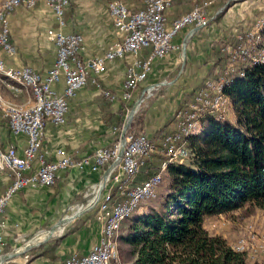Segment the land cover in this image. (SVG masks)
Listing matches in <instances>:
<instances>
[{"label":"crops","instance_id":"obj_1","mask_svg":"<svg viewBox=\"0 0 264 264\" xmlns=\"http://www.w3.org/2000/svg\"><path fill=\"white\" fill-rule=\"evenodd\" d=\"M141 5L142 3H138L136 7L130 9H136ZM197 5L203 6L205 15L209 16L215 3L210 0H171L164 9L165 24L168 25L174 16L182 12L185 14ZM241 9L240 3L233 1L224 8L218 18L208 21L190 33L185 41L186 63L180 74L175 72L172 76L180 65L183 37L194 26L193 24L182 26L171 37L173 47L162 56L150 60V56H147L150 50L148 46L138 49L137 58L143 61L150 60L145 76L139 83L140 90L148 84L157 82L162 84L154 99L144 105L143 131L147 135L150 136L165 124L166 129L174 128L173 113L179 100L188 89L198 86L208 76L210 64L206 59L211 43L218 38H231L249 26L247 20L241 18L244 13ZM6 17L8 38L14 45V51L6 52L0 49V59L4 64L3 74H0V97L8 103L12 102L6 101L2 96L29 103L31 102L29 95L33 99L32 91L29 88H20L19 91L16 90L18 93L10 91L11 88L6 82L15 81L7 74L16 73L19 71L17 66L21 65H28L40 73L51 66L55 57V45L47 38L46 31L56 25L54 14L43 0H36L32 5L14 6L7 12ZM62 17L64 19L62 31L78 32L82 35V56L100 55L110 43L120 37V33L111 23L104 0H67ZM130 61V53L124 52L121 57L105 61L103 68L95 76L100 87L107 88L115 94L114 99L104 101L99 86L91 80L90 75L73 95L67 97L64 122L60 124L47 122L44 126L39 149L45 151V159L54 158L56 148H62L74 155H83L98 146L112 143L114 139L112 126L121 106L127 103L121 96V84L125 68ZM166 77L169 79L164 81ZM159 79H162L161 82ZM52 87L60 92L63 87L62 78L54 81ZM25 140L24 133H13L9 129L6 118L0 112L1 147L12 146L17 154H21ZM36 165L37 161L33 158L31 168H35ZM101 174V169L70 166L58 170L53 183L26 185L15 190L0 213L3 223L0 264H62L66 256L71 254L79 256L92 243L98 241L103 217H97V208L90 207L62 222L46 240L18 252L30 236L34 235L32 240L41 239L46 234V229L56 223L68 207H78L84 198L83 191L94 187ZM141 175L135 174L129 180H126L125 176V183L122 177L119 182H109L108 185L111 183L117 185L115 198L109 202L108 199L102 200L99 208H106L107 202L110 205L118 196L122 197L124 186L138 182L142 179ZM9 181V171L0 170V192ZM107 186L103 191L107 190ZM222 215L223 213H217L205 217L203 225L209 233L218 234L227 240L231 234L229 231L225 232L221 228L211 231L209 227L213 218ZM43 249L46 251H42ZM31 251L36 254L29 256ZM133 258L134 254L129 259L124 258L121 264H129ZM256 260L264 264V253Z\"/></svg>","mask_w":264,"mask_h":264},{"label":"trees","instance_id":"obj_2","mask_svg":"<svg viewBox=\"0 0 264 264\" xmlns=\"http://www.w3.org/2000/svg\"><path fill=\"white\" fill-rule=\"evenodd\" d=\"M233 1L229 0L213 18ZM259 30L264 35V25ZM235 41L236 35L213 41L207 58V75L216 77L214 80L223 76L221 90L233 120H225L223 114L204 107L188 134L189 124H180L179 141L183 138L188 144L190 162H169L154 196L140 201L142 208L138 203L119 223V249L134 254L129 264H263L233 250L222 236L209 233L203 225L205 217L239 206H244L243 213L254 208L264 210V61L245 64L238 60L227 69L230 57L221 46ZM194 90L184 93L176 106L183 118L192 112ZM130 104L121 106L116 127H120ZM143 116L144 107L138 108L125 134L143 132ZM171 130L165 124L147 136L161 141ZM165 159L161 152L141 157L129 179L142 174L141 182L149 180ZM116 188L112 183L107 186L104 193H108V201ZM35 254L31 251L29 256Z\"/></svg>","mask_w":264,"mask_h":264},{"label":"built area","instance_id":"obj_3","mask_svg":"<svg viewBox=\"0 0 264 264\" xmlns=\"http://www.w3.org/2000/svg\"><path fill=\"white\" fill-rule=\"evenodd\" d=\"M36 0H11L8 2L6 13L0 17V49L6 52H13L14 45L8 38V26L6 14L18 4L32 5ZM53 11L55 26L47 29L46 36L55 45V57L50 67L45 72L40 73L28 65L17 66L19 71L32 79L36 84L39 94V103L35 108L14 112L7 107H0L1 114L6 118L9 129L13 133H24L25 144L21 154H17L14 147H1L0 145V170L7 169L10 174V181L0 192V213L10 195L26 185L50 184L53 183L60 169L70 166H87L89 169H101L109 166L106 182L120 181L123 178L125 183V171L130 170L131 160L141 162V152L150 151L166 153V147H174L180 130L174 127L164 136L163 141L150 139L145 133L130 132L125 135L123 151L117 162L113 163L117 153L118 142L110 145L98 146L88 154L74 155L64 151L62 148L55 149V157L45 159L44 150L39 149L42 140L44 126L47 122L53 124L63 123L67 106V97L73 95L77 88L84 84L88 75L97 85L96 74L103 68L104 62L116 57H121L124 52L131 55V61L127 64L122 80L121 96L128 98L131 90L143 79L149 64H143V59H139L136 53L139 48L148 46L150 48L147 56L150 60L153 57L162 56L173 47L171 37L184 25H200L206 21L205 8L194 10L191 14L184 12L174 16L168 25L164 21V8L170 4L171 0H142V5L136 9H130L122 0H107L106 7L110 20L115 29L120 33V38L110 43L106 49L97 56L85 57L81 55L82 36L78 32L62 31L64 23L62 17L67 0H43ZM122 14H129L130 24L120 25ZM264 21V17L256 19L254 26ZM236 34L234 43L226 42L221 46V50L228 57H235L239 60L243 54L249 52V42L251 40V29ZM260 47V46H259ZM0 64L3 61L0 59ZM62 78L63 87L60 92L52 87V83ZM101 93L108 99H113L112 93L101 90ZM213 100V106L218 101L211 98V91L203 89L201 99ZM184 111V108H183ZM181 117L179 121H181ZM187 154V151H185ZM35 158L37 165L31 168V160ZM175 159V154H174ZM173 159V160H174ZM156 173L152 172V179L148 185H141V180L131 185H125L122 190V197L113 201L110 205L107 202L106 208L98 207L97 217H103L101 235L98 241L92 243L88 249L77 256L68 255L62 264H110L109 250L105 248V239L109 236L108 225L113 217V212L120 208L123 197H132L133 188L151 186V182ZM101 178L97 181L100 183ZM97 187V186H95ZM94 187V188H95ZM2 220L0 219V252L2 250ZM231 248L242 251L247 255V246L239 243L236 239L231 243ZM251 258L253 256H250Z\"/></svg>","mask_w":264,"mask_h":264},{"label":"rangeland","instance_id":"obj_4","mask_svg":"<svg viewBox=\"0 0 264 264\" xmlns=\"http://www.w3.org/2000/svg\"><path fill=\"white\" fill-rule=\"evenodd\" d=\"M3 1L4 0H0V7L3 4ZM122 1L125 3V5H127L128 8H134L138 5V3L139 4L142 3V0H122ZM225 1L226 0H221V1L210 0V2H212L213 4L215 3L213 12L209 16H206V21L204 23L200 24V26L205 25L208 21L215 20L216 18L219 17L221 13L216 18H213L214 15L222 9ZM234 1H237L238 3H240V7H242V9H243V10L242 9L241 10H242V12L244 11L243 16L241 18H243V20H247L246 23L249 26L246 29L253 27L257 18H259L261 16L264 17V0H234ZM104 2L106 3L107 0H104ZM196 8H198L200 10L204 9L203 6L197 5L193 9H191V11L196 9ZM262 25H264V22H262L259 26L254 27V30L252 32V41L250 43V52H252L253 54H246L242 58V60H240L241 61L240 63L255 64V63H260V62L264 61V35H262L260 30H259ZM186 55H187V53H186V48L184 45V54H182V52H181V57H180L181 59H179L180 65L177 66V68L174 71V73L172 74V76L175 74V72H178L180 74L184 70L183 66L186 63ZM206 62H209V64H210L209 59H206ZM238 62H239L238 60H235V57H230L229 61L226 64L227 69H232V67H234V65ZM215 78L216 77H214V76L208 75L206 78L203 79V83L201 82V84H199L198 86L193 87V89H195L194 93H193L194 105L192 106V112L190 111L189 113L185 114V118H183V115H184L183 113L177 112L178 109H176V108L174 109V111L176 112L175 114L173 113V120L175 122L174 127L176 124V127H178V129H179V119H180L181 114H182V120L180 121V124L185 123L186 126H188V124L191 125V127H189L187 129V134H188L189 131L193 128L194 122H196V119H197V123H198V114L200 115L202 112V110L200 108H204V107L214 109V110L218 111V113L220 115L223 114L225 120H231V121L233 120V116H232L230 107L228 105L227 98L223 95L222 90H221L222 89V83H223V76L218 77L217 80H214ZM168 79L169 78L166 77L163 80L166 81ZM95 80L97 81L96 77H95ZM161 80L162 79H159L158 81L161 82ZM139 83L131 90L130 96L128 98L122 97L127 103L131 101V104H132L133 101L135 100V98L137 97L138 93L140 92ZM161 85L162 84L159 82L152 83V85H150V87H148L143 92L141 101H139V103L137 104L135 111L138 108L144 107V105L148 101H150L151 99H154V97L159 93ZM96 86H99V82ZM206 86H207V91L212 92V98L220 99V100H218L219 102L217 104H214V106H213V100H205V105H203V102L199 101L201 99V91L203 89H206ZM99 88H100V92H101V90H106V91L112 93V95L114 96L113 99L115 98V94L113 92H111L109 89L104 88V87H100V86H99ZM190 89H188L187 91H189ZM9 90L12 91L13 93H18L17 91H14L12 89H9ZM101 95L103 96L104 101H106V102L110 101L102 93H101ZM2 97L6 101H9V102H12L15 104H19V105H23V106H30L33 103L32 96H30V95H29V98L31 99V102H29V103H27L26 101H17V100H14L13 98H5L4 96H2ZM188 98L189 97H187L186 101L188 100ZM131 104H130V106H131ZM130 106L126 108L125 114L128 111V109L130 108ZM125 114H124V116H125ZM191 114H196V116L195 117L191 116ZM123 120H124V118H123ZM123 120H122V123H123ZM115 123H116V121H115ZM122 123H121L120 127H116L113 124L112 129L114 131V137L116 136V139H113L112 143H114L116 141L118 142V135H119ZM163 139H164V137H163ZM112 143H110V144H112ZM182 143L185 144V148H186V151L188 153L187 157H186V154L185 155L183 154L182 157H175V159L173 158L174 159L173 160V159L169 158L168 156H166V159L161 164V169H160V164H159L158 170H161L160 175H163L165 167L169 162H173V163H177V162L188 163V162H190L191 156H190V153L188 150V144L183 141V138L181 141H178L174 145L179 146ZM110 144H106V145H110ZM102 146H104V145H102ZM148 155H150V154H148ZM141 157H145V156H141ZM136 163H137V161H136ZM165 163H166V165H165ZM156 174H159V173H156ZM129 178L126 177V180H129ZM147 181H148V178L143 180L141 182V184L144 182L142 184V185H144ZM107 183H109V182L104 183V185L100 189V192H99V195L97 198V199H99V203L102 200H107L109 198L108 193H107V195H105V193L103 191L104 187L108 185ZM157 185H158V183L156 184V186L153 187V189L150 193L151 196H149V197L154 196ZM95 186H97V183L94 185V187ZM94 187H90V189L83 191L84 198H83L82 203L80 205H78V207H76V208H75V206L68 207L66 209V212L63 215H69L70 213L75 211L77 208L79 209L82 206H84L86 204L87 200H89L93 196V194L95 193L96 187L95 188ZM101 194H103V195H101ZM124 200L125 199L123 198V202H124ZM242 205H244V204H242ZM142 206L143 205L141 202V203H139L138 208L140 209V208H142ZM91 207L97 208L96 201H95L94 205ZM243 207L244 206H239L237 208L230 210L229 212L223 213V215L221 217L213 218L212 225L209 227H210L211 231H213L214 229H217V228H221L225 232L229 231V233H231V234H229V238L227 240H226V238H224V239L226 240V242L229 244L230 247H231V243L235 239L239 242L241 240H246L252 248V249H250V252L248 251V256L247 255L246 256L250 260H256L260 254L264 253V210L259 209V208H254L248 212L243 213V212H241V209ZM221 221H224V223H222ZM219 231H220V229H219ZM213 234H215V233H213ZM115 240L117 242V244H116L117 254H116V258H114L110 261V264H121L122 260L124 258L129 259L132 255V253L121 251L119 249L120 243L117 241L116 238H115ZM121 247H124V246L122 245ZM250 256H253V257L251 258Z\"/></svg>","mask_w":264,"mask_h":264},{"label":"bare ground","instance_id":"obj_5","mask_svg":"<svg viewBox=\"0 0 264 264\" xmlns=\"http://www.w3.org/2000/svg\"><path fill=\"white\" fill-rule=\"evenodd\" d=\"M9 1H11V0H4L3 1V4L0 7V17H3L4 14L6 13V8L8 6ZM194 10H200V9L196 8ZM194 10H192L186 14H191V13H193ZM262 22H264V21H261L256 26H259ZM129 24H130L129 14H122V16L120 17V25H129ZM256 26H254V27H256ZM254 27L251 29V40L249 42V52H250V43L252 41V32L254 30ZM246 54H253V53L243 54V56L239 59V61L242 60V58ZM149 61L148 60L143 61V64H149ZM3 67H4V64H0V74H3ZM7 76L12 78V80L15 81V83H16L15 84V83H11V82H6V85L8 87H10L11 89H13L15 91L16 90L19 91L20 88H23V89L29 88L32 91L33 104L30 106L16 105L15 103L12 104V103L5 102L0 97V107H7L8 110L14 111V112H22V110H26L29 108H35L36 105L39 103V94L36 90V84L34 83V81L32 79L27 78V76L23 75L20 71H17L16 73H12V74H7ZM211 98H212V92H211ZM193 99H194V95H193ZM217 100H220V99H217ZM200 102H203V101H200ZM218 102L219 101H217L215 104H217ZM203 105H205V100H204ZM181 120H182V118H181ZM190 126L191 125L189 124V127ZM179 130H180V121H179ZM180 135L174 144H176L179 141ZM185 151H186L185 144L182 143L181 145L176 146V147L175 146L174 147H166V153L163 155L168 156L169 158L173 159L174 154H175V157H182L183 154L184 155L186 154ZM148 154H150V151H142L141 152V156H147ZM187 155H188V153L186 154V157H187ZM136 161H139V160H131L130 170L125 171V175L127 178L131 177L136 172V167H137ZM165 165H166V163H165ZM160 169H161V164H160ZM160 173H161V170H160ZM160 173L155 174V176L153 177V180L151 182V186H144L143 190L141 187L140 188H135V187L133 188V199L135 200L133 202V204H132V197H126V198L123 197L125 199L124 202H122L119 209H117L113 212V217L111 218L109 225H108L109 236L105 239V248H107L109 250L110 261L112 259L116 258V254H117L116 244H117V242L115 240V238H116L115 236H116L120 221L129 214V212L133 209L134 206H136L140 201L147 199L150 196V193H151L153 187L156 186V184L159 182V180L161 178ZM151 179H152V177L144 185H148L149 181ZM114 182H119V181H114ZM98 207H99V199H98ZM61 224L57 225V228L60 227ZM32 241H36V240L34 239ZM239 243H244L245 246L248 247L247 248V256H248V251L250 252V249H252L250 244L246 240H241Z\"/></svg>","mask_w":264,"mask_h":264},{"label":"water","instance_id":"obj_6","mask_svg":"<svg viewBox=\"0 0 264 264\" xmlns=\"http://www.w3.org/2000/svg\"><path fill=\"white\" fill-rule=\"evenodd\" d=\"M228 1H225L223 6L227 3ZM200 25H194L193 27H191L187 33L185 34V36L183 37V41H182V54H184V45H185V41L187 39V37L190 35V33L192 31H194L196 28H198ZM150 85L152 84H149V85H145L141 88L140 92L138 93L137 97L135 98V100L133 101V103L131 104L130 108L128 109V111L126 112L125 116H124V120H123V123H122V126H121V129H120V132H119V135H118V147H117V153L115 155V158L113 160V163L117 162L118 159L120 158L121 154H122V151H123V145H124V142H125V131L129 125V122L131 120V117L137 107V104L139 103V101H141V98H142V94L143 92L148 88L150 87ZM109 169V166H107L103 171H102V174H101V181L100 183L97 185L96 189H95V193L93 194V196L87 200L86 204L84 206H82L81 208H77L75 211H73L72 213H70L69 215H63L61 216L57 221L56 223L52 224L50 227H48L46 229V234L41 238V239H38L36 241H32V238L34 235L30 236L29 238H27L25 240V242L23 243L22 245V248L20 249V251L18 252H21V251H24L26 249H28L29 247L37 244V243H40L41 241H44L46 240L48 237L51 236L53 230L57 227V225L61 224L62 222L68 220V219H71L73 217H75L76 215H78L81 211L87 209V208H90L91 206L94 205L96 199L98 198V195H99V192H100V189L102 188V186L104 185L105 183V178H106V175H107V171Z\"/></svg>","mask_w":264,"mask_h":264}]
</instances>
